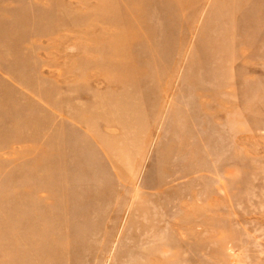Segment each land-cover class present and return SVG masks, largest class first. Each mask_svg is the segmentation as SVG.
<instances>
[{"label": "rangeland", "instance_id": "1", "mask_svg": "<svg viewBox=\"0 0 264 264\" xmlns=\"http://www.w3.org/2000/svg\"><path fill=\"white\" fill-rule=\"evenodd\" d=\"M0 264H264V0H0Z\"/></svg>", "mask_w": 264, "mask_h": 264}]
</instances>
